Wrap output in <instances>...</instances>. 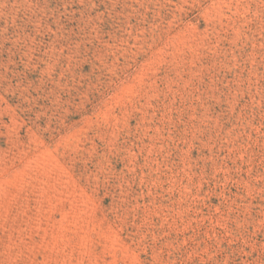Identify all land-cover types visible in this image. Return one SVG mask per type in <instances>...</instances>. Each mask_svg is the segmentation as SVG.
I'll return each mask as SVG.
<instances>
[{
    "label": "rangeland",
    "instance_id": "rangeland-1",
    "mask_svg": "<svg viewBox=\"0 0 264 264\" xmlns=\"http://www.w3.org/2000/svg\"><path fill=\"white\" fill-rule=\"evenodd\" d=\"M0 264H264V0H0Z\"/></svg>",
    "mask_w": 264,
    "mask_h": 264
}]
</instances>
